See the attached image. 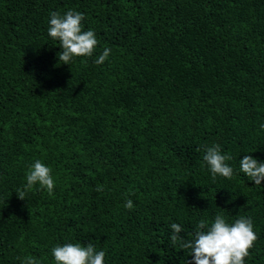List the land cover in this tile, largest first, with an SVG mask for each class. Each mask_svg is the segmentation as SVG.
I'll return each instance as SVG.
<instances>
[{
    "label": "trees",
    "instance_id": "obj_1",
    "mask_svg": "<svg viewBox=\"0 0 264 264\" xmlns=\"http://www.w3.org/2000/svg\"><path fill=\"white\" fill-rule=\"evenodd\" d=\"M68 10L99 43L66 65L47 30ZM261 123L264 0H0V264H56L66 243L94 245L104 264H191L170 225L191 240L217 214L251 218L244 264H264V182L239 171L244 155L264 162ZM212 144L232 179L213 181ZM37 159L55 187L20 200Z\"/></svg>",
    "mask_w": 264,
    "mask_h": 264
},
{
    "label": "clouds",
    "instance_id": "obj_2",
    "mask_svg": "<svg viewBox=\"0 0 264 264\" xmlns=\"http://www.w3.org/2000/svg\"><path fill=\"white\" fill-rule=\"evenodd\" d=\"M84 15L80 12L68 10L64 14L60 12L50 13L47 35L58 41L61 52L58 53V61L61 64L69 63L77 57H92L99 41L93 30H84L82 21ZM111 49L105 47L103 53L95 59L97 65L103 64L109 57ZM86 64L85 60L81 61ZM260 130L264 131V123L260 124ZM199 150V149H198ZM203 161L207 166L213 181L217 176L232 179L234 169L227 163L232 156L222 153L219 144L203 146ZM239 171L243 173L255 185L264 182V162H258L251 155H244L239 160ZM27 183L22 189H17V197L24 200L30 189L39 184L49 194L55 187L52 169L37 159L25 173ZM96 191H103V185H99ZM124 207L132 210V200H126ZM224 210H222L223 212ZM172 234L171 242L178 244L181 249H190L191 264H244L249 250L254 246L258 236L253 228L251 218L239 217L233 223H228L222 214H217L214 221L200 220L196 225L194 236L191 240H184L179 236L183 231L180 224L170 225ZM52 257L56 264H104L105 252L97 251L94 245L81 243H66L52 248ZM24 264H39L36 258L26 257Z\"/></svg>",
    "mask_w": 264,
    "mask_h": 264
}]
</instances>
